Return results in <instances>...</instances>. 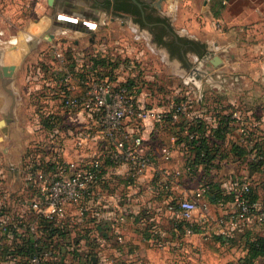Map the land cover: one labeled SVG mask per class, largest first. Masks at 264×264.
I'll return each instance as SVG.
<instances>
[{
  "label": "crops",
  "instance_id": "0c3cea01",
  "mask_svg": "<svg viewBox=\"0 0 264 264\" xmlns=\"http://www.w3.org/2000/svg\"><path fill=\"white\" fill-rule=\"evenodd\" d=\"M8 1L10 3L12 0ZM24 1L23 6L31 9L30 13L20 20L25 22L24 29L29 33L26 40L27 46L12 47L8 50L0 49V134L13 136V133H16L18 135V141L13 142L14 144L8 138L7 140L0 138V151L7 166L20 165L33 137L29 119L32 109L30 93L33 90L29 80L30 70L37 64L46 65L53 62L52 48L41 46L42 38L32 31L45 27V31L51 37L48 42L52 44L53 27L58 30L54 31L59 35L60 29L74 30L55 24L60 13L72 17L74 13L83 11L87 19L89 15L96 14L100 16L101 24H103L102 21L105 22V18L106 22L121 21L120 18H108L105 12L97 9V6L89 7L82 0H54L53 8L51 7L54 13L50 11L43 15L40 10L42 0ZM193 1L200 17L199 20L191 21L194 38L205 43L207 49L203 56H193V69L197 74L194 84L195 93L179 97L154 98L149 95L141 97L146 106L159 109L168 107L173 101L178 103L188 101L190 102L189 113L175 121L148 123L149 125L140 129L131 122H127L125 126L128 132L135 131L144 139L143 150L150 158V163L144 173L142 185L148 198H152L154 193L167 194L170 200L190 198L207 182L223 188L222 183L226 180L238 176L246 177L251 172L247 164L248 160H239L234 155V146L246 149L256 147L264 150V0ZM7 16L9 25L13 24L10 27L14 26L17 21L12 19L13 12L9 11ZM83 17L79 16L80 19ZM183 20L187 22V18ZM44 22H46L45 25ZM91 31L94 32L88 29L82 33L91 34ZM80 42L81 39L76 38L75 41L67 43L74 48L70 63L81 61L77 53H108L102 48L94 52L87 51L84 46H79ZM89 42L93 44L94 39L89 38ZM216 56L220 60H215ZM3 66H16L14 75L12 77L3 75ZM208 89L210 92L206 93ZM7 119L10 121L1 124V121ZM197 122H199L198 126ZM221 127L224 129L221 130ZM242 127L247 129V136H243ZM219 129L221 131H218ZM165 147L172 151L170 160L163 158L162 149ZM109 148L108 143L103 141L100 147L97 145L89 148L87 155L92 157L101 154L109 162L111 180L104 185L106 190L116 197L131 195L128 199L129 216L121 227V235L124 242H128V245L134 247L138 253L146 255V259L151 264H173L172 260L177 255L179 259H182V264H264V255L250 259L247 249L248 240L264 236L262 226L254 224L244 228L236 235V237L240 236L241 242L225 245L229 249L224 253L220 242L213 238L206 241L201 239L199 232L206 230L207 226L198 212L193 219L198 233L179 237L172 229L173 222L168 217L169 213L164 211L161 224L165 233L164 239L178 246L162 253L150 248L146 243L149 242L150 237L148 226L139 219H135L144 211L145 197L137 195L133 198L132 190L126 186L129 177L128 166L125 163L116 164L110 161ZM208 151L212 160L207 156ZM69 153L66 152V154ZM7 174L9 177L11 172ZM17 174L21 179L18 181L19 186L10 184L9 179L6 180L12 197L14 199L29 198L31 195L26 184L20 174ZM256 190L259 199L264 200L262 181L256 186ZM206 195L205 198L211 203V211L219 215L220 209L211 201L210 196ZM155 201L156 199L152 200L156 203ZM14 208L17 209V207ZM18 211L24 215L23 222L14 230L15 234L12 232L1 234L0 244L30 241L27 224L36 221L37 218L26 212L24 208ZM69 212L71 219L69 218L70 225L66 230L65 239L60 237L57 231L53 237V229L52 234L47 231L41 234L43 236L41 241L54 242L56 251L65 250L68 242H89L90 234L97 231V225L94 222L76 226L74 222L76 211L70 209ZM104 232V237L109 240L115 235L112 229ZM78 236L80 238H77Z\"/></svg>",
  "mask_w": 264,
  "mask_h": 264
},
{
  "label": "built area",
  "instance_id": "2783aa9c",
  "mask_svg": "<svg viewBox=\"0 0 264 264\" xmlns=\"http://www.w3.org/2000/svg\"><path fill=\"white\" fill-rule=\"evenodd\" d=\"M82 19L89 30L96 29L98 20L94 17L88 21L86 16ZM51 52L53 62L37 64L30 70L29 80L33 85L30 95L41 94V106L30 111L33 137L24 154L26 158L19 166H7L0 152V235L15 234L14 230L24 220L18 209L24 208L37 218L27 224L28 238L35 248L28 264H151L146 255L129 246L121 235V227L129 216L131 195L116 197L106 190L104 185L111 180L109 162L101 154L87 155L89 148L100 147L103 141L110 147V161L128 166L126 186L132 190L133 198L145 197L144 211L135 219L148 226L150 237L146 243L150 248L162 253L178 246L164 239L161 227L164 211L169 213L177 236L198 233L193 220L198 212L207 226L199 232L201 239L219 236L226 245L236 232L250 225L264 228V201L251 198L249 182L244 178L232 177L222 183L224 194L233 198L217 202L219 215L211 211V203L205 198L208 185H203L190 198L170 200L167 194L160 193L146 197L142 181L150 158L144 153L142 135L128 132L126 123L131 122L140 129L148 123L175 121L189 113L190 102L173 101L162 109L148 107L141 100L137 86L131 88L117 72L115 80L99 74L86 59L100 53H77L81 61L70 63L63 44L54 43ZM60 71L61 77L57 80L55 76ZM241 132L247 136L245 127ZM67 150L74 154H66ZM162 155L170 160L172 151L165 147ZM260 158L256 151L249 156L251 161ZM6 172L20 174L31 195L29 198L12 197ZM70 209L76 211V226L94 222L97 231L90 234L89 242H68L65 250L56 251L53 245L52 255L50 245L41 241V234L46 231L52 234L53 229L54 237L58 227L67 229ZM106 227L115 233L110 240L104 237ZM172 262L182 264V259L177 255Z\"/></svg>",
  "mask_w": 264,
  "mask_h": 264
},
{
  "label": "rangeland",
  "instance_id": "374dc122",
  "mask_svg": "<svg viewBox=\"0 0 264 264\" xmlns=\"http://www.w3.org/2000/svg\"><path fill=\"white\" fill-rule=\"evenodd\" d=\"M89 7L96 6L94 0H82ZM24 0H0V49L8 50L12 47H26L27 33L24 29L25 22H20L23 16L30 13V8L24 7ZM193 0H153L152 5L156 15H161L168 20V24L175 36H181L191 40H196L192 29L191 21L199 20V12H197ZM54 0H42L41 12L48 14L53 12ZM10 5V9H9ZM52 7V8H51ZM13 12L12 19L16 20L14 26L10 27L8 22V12ZM78 13H81L78 11ZM62 14V13H60ZM187 18V22H184ZM121 21L99 23V27L94 29L91 34H83L79 30L60 29L61 34L55 33L58 31L53 27V42H48V32L45 27L38 30H33V33H38L41 37V46L53 48V44L75 41L76 38L81 39L79 46L87 48V51L94 52L96 49L102 48L118 56L120 66L115 69L120 75V79L131 80L137 78L136 86L139 91V96L149 95L150 97L160 98V96H183L194 94V57H185L184 62L175 58H170L169 52L162 47L156 46L151 42V37L147 28L139 27L138 22L133 20L131 23L129 18L121 17ZM44 20V19H43ZM45 21V20H44ZM125 22V24H124ZM46 22H44V25ZM43 25V26H44ZM99 28V29H98ZM55 30V31H54ZM40 33V34H39ZM72 36V38H67ZM89 38L94 39V43L89 42ZM74 47V46H73ZM76 48V47H75ZM77 49V48H76ZM54 60V59H53ZM122 63V64H121ZM179 65V67H178ZM182 69V71H181ZM135 76V77H134ZM210 90L206 93H209ZM20 94V93H19ZM22 94V93H21ZM146 94V95H145ZM30 107V106H29ZM27 109V108H26ZM25 109V110H26ZM23 120H21V124ZM1 133V132H0ZM2 140L10 139V142H17L18 135L13 133V136L0 134ZM10 144V143H8ZM69 155L74 153L67 150ZM1 152V151H0ZM6 175L7 172H6ZM10 184H18L21 181L17 173L11 172L7 177ZM17 190V189H14ZM17 192V191H15ZM13 209H9L12 212ZM14 213H11L13 215ZM240 241V236L237 238ZM50 245V251L53 255V242H46ZM19 242H2L0 244V264H28L29 256L19 253ZM224 253L229 249L228 246L221 245ZM30 264V263H29Z\"/></svg>",
  "mask_w": 264,
  "mask_h": 264
},
{
  "label": "trees",
  "instance_id": "16d2710c",
  "mask_svg": "<svg viewBox=\"0 0 264 264\" xmlns=\"http://www.w3.org/2000/svg\"><path fill=\"white\" fill-rule=\"evenodd\" d=\"M158 20L165 22L167 24V26H169L167 19L158 18ZM178 41L183 43V44H188V48L186 49L185 52H187V50L188 51L191 50L201 57L207 51L206 44L199 41V40H191L188 38L179 37ZM157 42L159 44L166 46L172 57H175V55L177 54V55H179L180 59L182 60L183 57L180 53L182 46L180 47L174 39H172L171 41H164L162 39V37L160 36L157 38ZM62 44H63V42H62ZM63 47H64L66 59H67V61L70 62V60L73 58L72 57L73 56V52H72L73 48H72V46H69L68 44H65V45L63 44ZM117 57L118 56H115L111 52L110 53L109 52L108 53H100L99 55L92 56L90 59H88V61L93 64V67L98 70L99 74H103V76H105V77L109 76L111 80H115L118 76L116 74L115 69H117L120 66V63H119L120 61L118 60ZM60 77H61V71L57 74V76H55V79L59 80ZM136 81H137V78H131V80H127V84L131 88H135L136 84H137ZM40 96H41V94L40 95L39 94H31L30 95V105L32 106V108L35 107L37 109L41 106L40 105V101H41ZM196 125L198 126L199 122H197ZM220 129L223 130L224 128L221 127ZM220 129L218 131H221ZM234 147H235V150L233 152L234 155L236 157H238L239 160H242V161L248 160L247 164L249 166V169L251 170L250 175H247L246 177L245 176H238V177L244 178L245 180H247L249 182V185L251 188V194H250L251 198L253 200H257V199H259V196H258V193L256 190V186L260 185L261 181H262V183H264V150L258 149L256 147H254L253 149L240 148L237 146H234ZM254 151H256L257 154H259L261 156V158L257 161H251L249 159V156ZM31 152L32 151H30L29 154H31ZM206 153H207V156H209L210 151H208ZM24 158H26L25 155H24L23 159ZM209 159L212 160V157L209 156ZM206 185L209 186V191L207 192V194L210 196L211 201H213V203L215 205L219 201L227 202V201L232 200L233 196L232 195H225L224 189L220 188L219 185L217 187V186H214L213 183H208V182ZM66 230H67L66 227H63V228L58 227L57 230H55V233L57 231L59 236L62 237L63 239H65L66 238ZM239 232L240 231L235 233V235L231 238V240L229 241V243L227 245H232L233 242H237L236 235H238ZM214 239H215V241L220 242L222 245H226L225 240L222 239V237L215 236ZM18 249H19V253L27 255V256H29L30 254H32L35 251L34 243L30 242V241L29 242H21ZM247 249H248V256L250 259L264 255V236L256 237L252 240H248ZM248 263H251V262H248Z\"/></svg>",
  "mask_w": 264,
  "mask_h": 264
},
{
  "label": "flooded vegetation",
  "instance_id": "af4514ba",
  "mask_svg": "<svg viewBox=\"0 0 264 264\" xmlns=\"http://www.w3.org/2000/svg\"><path fill=\"white\" fill-rule=\"evenodd\" d=\"M94 1L96 2L95 5L97 6V9L99 11L102 10L103 12H105L106 13L105 15L108 18L109 17L112 18L114 17L117 19L121 17L129 18L131 23H133V20H135L138 22L139 27L147 28L151 37V42L158 47L165 48L168 51V48L166 46L159 44L157 42L158 37L161 36L164 41H171L172 39H174L180 47L182 46L180 53L183 58L181 60L179 55L177 54L175 55V57H172L169 53L170 58H175L181 62H184L185 57L187 56H191V55L199 56L191 50L189 51L187 50V52H185L186 49L188 48V44H183L179 42L178 38L181 36H175L172 32V29L169 26H167L165 22L158 20V18L160 19H164V18L161 15H156V13H154V11H157V9L155 10L153 9V5H152L153 0H137L141 6H139L133 0H94ZM82 13L84 12L82 11ZM82 16H86V14H83ZM88 17L89 18L94 17L96 20H98L97 27H99V23H101L99 15L94 14V15H89ZM121 23L123 22L121 21ZM194 76H195L194 78V84H195L197 74L194 73Z\"/></svg>",
  "mask_w": 264,
  "mask_h": 264
},
{
  "label": "water",
  "instance_id": "95a60500",
  "mask_svg": "<svg viewBox=\"0 0 264 264\" xmlns=\"http://www.w3.org/2000/svg\"><path fill=\"white\" fill-rule=\"evenodd\" d=\"M133 1L135 3H137L139 6H141L140 3L137 0H133ZM79 16L82 17V12H81L80 15L78 13H74L72 17L79 18ZM57 19L58 20L55 22V24L58 25V26H61V27H66V28H70L69 26H67L68 25L67 22H69L70 24H71V22H74L73 18L69 17V19H64V18H61L60 15L57 16ZM80 30L83 31V32H86L88 30V28L86 26V22L84 23V25H82L80 27ZM48 36L49 37L47 39L51 40L50 35H48ZM215 60H220V58L218 56H216ZM15 69H16V66H3L2 73L6 77H12L14 75ZM9 121H10L9 119H7L6 121L3 120V121H1V124H5V122H9Z\"/></svg>",
  "mask_w": 264,
  "mask_h": 264
},
{
  "label": "bare ground",
  "instance_id": "6f19581e",
  "mask_svg": "<svg viewBox=\"0 0 264 264\" xmlns=\"http://www.w3.org/2000/svg\"><path fill=\"white\" fill-rule=\"evenodd\" d=\"M78 13V12H77ZM79 15L81 14V13H78ZM82 15H83V13H82ZM61 16V18H64V19H69V17L70 16H68V14H61L60 15ZM71 18H73L74 19V22H71V24L69 23V22H67V26H69L70 28H73V29H75V30H79V31H81L80 30V27L82 26V25H84V23H85V21L83 20V19H80V18H74V17H71ZM87 19V18H86ZM86 26H87V28H88V25H87V23H86ZM81 32H83V31H81Z\"/></svg>",
  "mask_w": 264,
  "mask_h": 264
}]
</instances>
